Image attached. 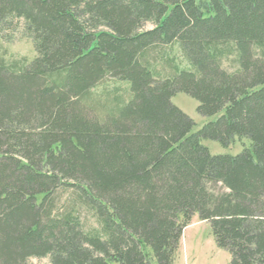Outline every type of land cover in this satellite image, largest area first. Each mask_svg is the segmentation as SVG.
Here are the masks:
<instances>
[{
  "label": "trees",
  "instance_id": "trees-1",
  "mask_svg": "<svg viewBox=\"0 0 264 264\" xmlns=\"http://www.w3.org/2000/svg\"><path fill=\"white\" fill-rule=\"evenodd\" d=\"M14 18L36 55L0 56V264H173L195 214L264 264V0H0ZM180 92L215 119L192 132Z\"/></svg>",
  "mask_w": 264,
  "mask_h": 264
},
{
  "label": "rangeland",
  "instance_id": "rangeland-1",
  "mask_svg": "<svg viewBox=\"0 0 264 264\" xmlns=\"http://www.w3.org/2000/svg\"><path fill=\"white\" fill-rule=\"evenodd\" d=\"M152 27L151 22L144 24L145 29ZM35 55L32 36L22 18H14L9 25H0V56L7 61L24 59L29 62ZM177 61L181 62L179 56H177ZM106 86L109 90L111 88L115 90L119 95L127 96L128 86L125 82L111 79L106 82ZM97 90L100 91L99 88ZM171 102L192 120L194 123L192 132H196L203 124L216 117L199 115L196 111V100L185 93L175 94L171 98ZM201 143L208 148L211 154H236L242 150L243 145H247L245 140H235L232 147L227 149L212 140H202ZM84 221L87 227H96L95 221L90 215H85ZM229 260V253L216 245L209 222L200 220L197 214L193 215L190 223L182 230L173 264H228ZM27 263L50 264L47 256L31 257Z\"/></svg>",
  "mask_w": 264,
  "mask_h": 264
}]
</instances>
